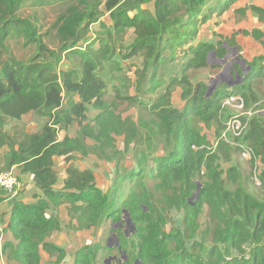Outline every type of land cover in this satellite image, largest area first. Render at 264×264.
Segmentation results:
<instances>
[{
    "label": "trees",
    "instance_id": "obj_1",
    "mask_svg": "<svg viewBox=\"0 0 264 264\" xmlns=\"http://www.w3.org/2000/svg\"><path fill=\"white\" fill-rule=\"evenodd\" d=\"M237 1L105 0L104 9L109 12L111 25L104 27L103 35L89 42H86L89 25L97 22L102 12L98 9L99 1H86L84 9H70L61 17L62 42L55 50L44 41L34 23L18 17L23 0H0V173L18 167L21 173L32 175L34 185L43 194L33 203L11 202L12 213L4 230L11 233L12 240L0 247V257L7 264H42L44 253L58 263L63 261L65 249L48 240L59 228L55 208L62 203L70 204L72 211L79 213L80 226L89 228L105 220L112 226L116 224L114 246L124 254L127 264H264V198L251 195L241 183L232 192L224 190L226 179L238 180L237 171L234 166L229 167L224 179L218 160L227 159L230 149L238 148L221 139L211 147L203 131L213 129L215 140L219 138L224 129L225 108L221 105L226 97L240 96L245 102L257 100L252 85L254 80L264 78V54L245 60L249 70L242 83L233 86L221 83L211 93L208 84L194 85L187 74L189 69L207 67L210 54L221 58L226 46H237L236 32L222 36L216 45L197 38L202 24L214 14L222 15ZM150 2L152 9L141 7ZM246 9L235 11L244 14ZM250 9L264 20V8L251 5ZM130 11H134L133 15ZM129 28L133 29L134 37L129 45L121 44L122 35ZM113 31L118 32L117 36ZM242 34L250 35L264 50V34L260 29L243 30ZM12 38L21 39L31 48L26 58L18 59L10 53L6 43ZM67 52L78 57L79 65L60 70L59 62ZM116 55L118 59L141 57L134 97L121 96L119 85L112 82L117 78L112 69L122 70ZM104 66L111 70L108 80L102 73ZM109 82L116 91L114 98L132 100L148 114L137 123L131 122V131L126 124L130 120L119 115L114 99L104 98ZM142 85L150 93L160 89L152 104L141 101ZM176 89H180L184 100L181 108L172 103ZM88 105L99 111L93 118L96 127L87 121ZM27 113L47 119L37 131L27 132L21 123ZM263 117L248 120L243 135L234 140L249 145L260 157L263 165L260 184L264 189ZM75 123L79 126L76 136L65 133L62 139L58 138L59 130H68ZM138 124L145 129L146 142L144 149L134 151L139 170H131L120 182L122 185L136 178L128 193L111 197L96 185L93 169L80 170L75 166L66 168L62 187H54L58 181L54 157L63 156L69 162L73 153H95L116 160L120 150L115 148V139L124 135L127 147L135 140ZM86 139L94 143L89 146ZM159 140L163 143L162 152L152 155ZM106 150L111 155L104 154ZM200 175L204 180L198 199L190 201ZM249 176L252 180L251 173ZM144 177L156 180L159 190L177 188L176 197L170 196L167 207L183 210L187 241L178 231L164 230L167 220L152 203ZM203 203L217 218L220 235L204 254H195L194 246L200 244L194 235ZM125 211L133 224L131 239L122 228ZM247 243L252 246L247 257L226 259L231 249L241 250ZM99 250L100 244H86L78 248L71 264H97Z\"/></svg>",
    "mask_w": 264,
    "mask_h": 264
},
{
    "label": "rangeland",
    "instance_id": "obj_2",
    "mask_svg": "<svg viewBox=\"0 0 264 264\" xmlns=\"http://www.w3.org/2000/svg\"><path fill=\"white\" fill-rule=\"evenodd\" d=\"M86 1L88 2L96 0H23L17 15L22 19H27L34 23L38 27L39 33H41L44 41L49 45V47L57 50L59 49V46L62 42V36L59 34V30L62 25L61 17L68 14L67 11L70 9H76L77 11L84 9L86 7ZM97 1H99L98 9L100 12H102V15L97 22L89 25V33L86 36V42L94 41V39H91L98 37L99 34L103 35L105 32L104 27L111 25L109 12L104 9L105 0ZM252 1L253 0H246L245 6H248V3ZM259 1L263 2V0ZM242 3L243 2H240V4ZM141 7L152 9V3L150 2L149 4H143ZM133 13L134 11L129 12L130 15H133ZM232 13L234 12L230 9L225 12V16L228 19V24L229 17H231ZM235 16L236 17L233 19L234 26L236 25L237 21L242 22L246 19L244 15H240L238 13H236ZM226 17L224 18L223 23L226 22ZM259 22L264 24V20H260ZM216 24V22L212 23L211 20L206 21L199 28L197 38L202 41H209L210 43L216 45L217 42H221L222 36H230L231 33L235 31V29H233L232 32L225 34L226 31H228V27H225L222 30H216V28H214V25ZM242 31L243 30L236 31L234 39L237 43V46H226V52L223 57L219 58L216 57L214 53L210 54L208 57L207 67L189 69L187 71L192 84H208V91L211 93L221 83L233 86L243 82V76L248 72L249 68L245 62L244 64H241L239 61H237V58L243 59L244 61H249L247 60L248 57L251 59L253 56L257 55L256 52L258 49L256 48V44H258V46L261 45H259L260 43L252 37H248L250 35H243ZM112 33L114 36H117L118 32L113 31ZM238 36H243L245 38L241 42H238L236 39ZM122 37L121 44L129 45L134 37L133 29H127ZM95 43V45H98V42ZM6 45H8L10 53L18 59H24L31 53V48L24 45L21 39H9ZM3 55H5V53H3ZM115 59H117L116 61L120 62V67L122 70L120 71L117 69H112L114 74H116L115 77H117L113 79L114 81L112 82L119 85L121 96L134 97V80L136 77L137 67L142 65L141 57L132 56L129 58L126 57L118 59V56L116 55ZM74 65H79L78 57L73 52L63 53V57L59 62L58 68L60 70H66ZM110 71L111 70L108 68V66H104V72L102 73L106 80H108V78L111 76ZM112 82L107 83V91L104 95V98L107 100L114 99L118 105L117 112L119 115H121L122 118H128L130 120L127 121L126 124L129 125L131 131V122L137 123L139 118H147L148 114L140 106L133 104L132 100L124 101L122 99L114 98V93H116V91L111 86ZM252 86V91H254L255 95L257 96V100L250 99L248 102H245L243 99L244 105L241 111H238L233 107H225V109L222 108V120L224 119V122L232 116H239L242 119L248 121L252 117L264 115V78H258L254 80ZM146 88L147 86L142 85V90L141 93H139V97H141V101H146L147 103L152 104L156 100L160 89L157 92L150 93L146 90ZM180 95V89H176L172 95V103L177 108H181L184 104V100L181 99ZM98 112V110L88 105V111L86 113L87 121L90 122L92 127H96V123L94 122L93 118ZM46 119L47 118L44 116L31 113V115H28L25 119L21 118V123L24 125L25 131L34 132L40 129ZM262 120L264 122V117ZM15 126L22 125L17 124ZM78 128V124L75 123L70 128H68V130H59L58 138L62 139L65 133H68L70 137H74L76 136V131ZM203 131L206 134L208 141L213 143L216 137L214 130L204 128ZM145 135V129L138 124L135 140L130 141V144L127 147L125 146L126 138L124 135L117 136L115 139V148L120 150L116 160L110 161L104 157L102 158L97 156L95 153H88L86 155L73 153L71 154L73 158L69 160V162H66L62 156H56L58 158H54L55 170L57 171L58 176H63L65 174L64 168L66 169L68 166H75L74 164H76V167L80 170L91 168L93 169L96 185H98V187H100L103 192L108 193L111 197L112 195L118 197L126 191L128 193V189L136 181L135 178L128 182H124L122 185L120 184V182L125 177L124 175H126L128 172L131 170L137 172L139 170L133 155L136 148H145ZM93 143L94 141L86 139V144L89 146H91ZM162 149L163 143L159 140L157 150H154L152 155H159L162 152ZM111 153L112 152L110 150H106L104 154L111 155ZM218 164H220L222 177L224 179L227 177L226 171L229 167L234 166L237 171L235 177L238 178V180L236 182H232L226 179V182L223 184L224 190L232 192L236 189L238 183H241L248 193L255 196L256 198H259L260 200H263L264 196H261L264 194L263 186L250 180V162L245 158H242L237 149L231 148L227 159L220 158V160H218ZM63 166L65 167L63 168ZM203 180L204 178L201 175L197 177L198 185L196 190L198 189V193ZM143 181L149 188V194L152 203L161 212H163V215L167 220L163 226L164 230L166 232L178 231L179 233L184 234V239L187 241L188 230L186 229L185 223L183 221V210L177 206H173L172 209H168L167 207L170 196L176 197L178 193L177 188L173 191L159 190L156 187V180L144 177ZM198 193L196 196H194V192L192 197H190V201H192V199H198ZM55 209V215L58 217L59 228L50 235L48 240H51L55 244L63 247L66 251V255L63 261L58 263L54 257H50L44 253L42 264H71L78 248L86 244L94 245L96 243L100 244L97 264H127L125 262L124 254H120L114 246L117 243V237L114 233L117 227L116 224L112 226L111 223L105 220L102 224L91 225V227L86 228L80 226V219L77 218L79 213L72 211V206L70 204L62 203ZM123 215L126 217L124 218L125 223L123 222L122 228L124 229L125 234H127V236H129L131 239L133 237V233H129L131 232L132 224L130 222L127 223L126 218L129 215L126 211ZM119 224L120 223H118V225ZM197 224L198 230L196 233L198 235L195 234L194 239H196V242L200 245H195L193 251L195 254H204L205 250L209 249L211 245H213V240L215 237L220 235L219 222L217 218L211 213L206 203H203L202 205L201 212L197 219ZM188 243L190 242L188 241ZM220 248H223V245H220ZM251 248L252 246L249 243L244 244L241 250L233 248L230 250L229 254H226V259H229L230 257H247ZM0 264H7L6 259L1 258Z\"/></svg>",
    "mask_w": 264,
    "mask_h": 264
},
{
    "label": "crops",
    "instance_id": "obj_3",
    "mask_svg": "<svg viewBox=\"0 0 264 264\" xmlns=\"http://www.w3.org/2000/svg\"><path fill=\"white\" fill-rule=\"evenodd\" d=\"M240 2H243V3L240 4ZM245 2H246V0H239L232 6V8L230 10H232L234 13H232L231 17H229V24H228V19L225 16V12L220 16H216L215 14L212 15L211 19H209V20H211L212 23L213 22L217 23L216 25H214V28H216V30H222L223 28L228 27V31H226L225 34H227L228 32H232L233 29H235V31H233V32H236V31H241V30L252 31L254 28H257V29H260L264 34V27H263L264 24L262 22H259L260 19H259L258 14L255 13L253 10H251L249 7L251 5H254V6L264 8V0H263V2H260L259 0H253L252 2L248 3V6H245ZM244 7H247L244 14H241V13L235 11V9H237V8H244ZM236 13H238L240 15H244L246 17V19L243 20L242 22L237 21L236 25L234 26L233 25V19L236 17L235 16ZM225 17H226V22L223 23ZM248 37H251V36H248ZM244 38L245 37H243V36H238L236 39L238 42H241L242 40H244ZM263 39H264V37H263ZM245 42H248V41H245ZM256 48L258 49V51L256 52L257 55L264 54V50H263L262 46H258V44H256ZM251 59H249V57L247 58V60H249V61ZM28 115H31V113H27V114L23 115L22 119H25ZM54 158H58V157H54ZM63 163H64V161H63ZM74 165L76 167V164H74ZM64 167L65 166H63V168ZM59 170H61V169H59ZM12 171L17 175L21 186L19 189V193L17 195H11V194L9 195L8 193L0 192V247L3 244V242L8 241V240L9 241L12 240L11 233L7 230H4V226H5L6 222L9 220L11 213H12L11 212V202L14 200V201H19L22 203L29 204V203L35 202L38 198L43 197L42 192L34 185L33 180H32V175L30 173H21V171L18 167H13ZM64 171H65V174L63 176H58V181L54 185L55 188L62 187L63 180L66 177V169L65 168H64ZM1 258L2 257H0V260H1Z\"/></svg>",
    "mask_w": 264,
    "mask_h": 264
},
{
    "label": "built area",
    "instance_id": "obj_4",
    "mask_svg": "<svg viewBox=\"0 0 264 264\" xmlns=\"http://www.w3.org/2000/svg\"><path fill=\"white\" fill-rule=\"evenodd\" d=\"M244 101L240 96L226 97L222 102V108L233 107L238 111L243 109ZM248 121L242 119L239 116H232L224 122V129L221 132L219 138L212 143V147H215L218 140H224L231 145L238 147L240 156L250 162L252 181L260 184V174L262 171V162L259 156L255 154L253 149L240 141H235L234 138H240L247 129ZM20 182L17 175L12 169L0 173V190L16 195L20 189Z\"/></svg>",
    "mask_w": 264,
    "mask_h": 264
},
{
    "label": "water",
    "instance_id": "obj_5",
    "mask_svg": "<svg viewBox=\"0 0 264 264\" xmlns=\"http://www.w3.org/2000/svg\"><path fill=\"white\" fill-rule=\"evenodd\" d=\"M221 60V59H220ZM237 61H239L241 64H244V60L243 59H240V58H237ZM248 68H249V66H248ZM197 193H198V189L195 191V195L194 196H196L197 195ZM127 223L128 222H130L131 223V219H130V217L128 216L127 218ZM132 224V223H131ZM132 228H133V224H132V226H131Z\"/></svg>",
    "mask_w": 264,
    "mask_h": 264
},
{
    "label": "clouds",
    "instance_id": "obj_6",
    "mask_svg": "<svg viewBox=\"0 0 264 264\" xmlns=\"http://www.w3.org/2000/svg\"><path fill=\"white\" fill-rule=\"evenodd\" d=\"M215 141V140H214ZM212 144V143H211ZM217 145V144H216ZM234 146V145H233ZM212 147V146H211ZM238 148V147H237ZM238 152H239V150H238Z\"/></svg>",
    "mask_w": 264,
    "mask_h": 264
}]
</instances>
